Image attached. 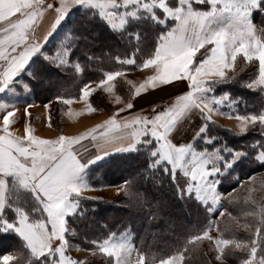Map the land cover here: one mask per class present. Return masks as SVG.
Returning a JSON list of instances; mask_svg holds the SVG:
<instances>
[{
	"label": "rangeland",
	"instance_id": "374dc122",
	"mask_svg": "<svg viewBox=\"0 0 264 264\" xmlns=\"http://www.w3.org/2000/svg\"><path fill=\"white\" fill-rule=\"evenodd\" d=\"M260 1L176 0L175 3L170 4L169 0H0V48L5 47L0 51V98H9L7 93L11 91L12 95L17 96L21 92V99H29L25 101L27 104L25 109H8L6 111L5 108L0 110V126L3 125V129H7L8 135L12 138L13 136L37 138L32 142L38 140L45 145V148L41 149H36L34 144L30 145V150L39 153L40 156L34 160H30L31 157L26 158L22 160V163L16 161L17 157L11 156V154L8 156L9 152L0 147V172L6 176L5 203L7 198L13 194L11 189L17 186L27 187L37 197L44 200L40 209L41 213L45 212L47 216L45 219L41 218L32 222L21 214L13 223L15 230L17 228L22 232L21 227L25 223L33 231L43 232L45 243L53 240V238L51 239L52 235H56L54 238L56 243H47V248L50 247L51 250L43 252L56 251L55 254H58L59 259L55 264H147L142 253L133 247L128 232L112 234L99 242L97 248L90 250L78 247L70 239H67V235L72 234V227L65 220L56 221L54 217L61 214V209L64 206L69 207L68 203L72 206V210L68 211V214L74 212L77 208L76 198L80 194L117 199L122 196L123 189L121 183L106 187L91 186L86 179V170L88 169L86 168L71 181L79 191L68 193L71 186H67L64 189V192H67L66 199L59 196L61 193L53 196L52 192L74 174L70 173L75 168L78 169L82 163L91 160V157L79 156L76 152L77 144L84 143L88 134L73 135L69 140L65 135L84 130L108 115L113 119L112 117L127 113L126 107L131 104L137 93H149L150 96L156 97L153 85L149 82L155 69L143 68L145 63H149V58H147L134 70L106 73L101 81L87 83L82 88L80 98L85 87L90 84H98L97 86L91 85L88 94V101L93 106L94 114L90 121L75 118H85L86 109L81 106L74 111L71 110V106L67 103L71 99L66 101L56 97L50 102L34 101L29 81L32 79L31 70L33 66L36 67L35 63L45 60L55 67H61V64L68 63L69 52L66 50V44L69 37L64 22L75 7L95 9L115 30L122 29L130 20L137 19L142 14L154 15L158 19L154 14L156 11L162 16V20H159L163 23L166 18H174L176 22L181 23L179 35L184 28L187 13L193 8L201 15L197 25V42L202 43L209 38L217 41L219 45L221 42L220 48L223 54L219 50L215 52L216 56L212 49L210 50L209 44L202 46L197 55L202 60V64L194 71L190 68L182 71L183 78H177L176 81L180 91L172 97L163 99L167 104L164 110L152 111V107H150V113L141 111L134 115H128L126 119V127L132 131L134 141L132 145L134 147L126 149V151L132 150L140 144L149 146V152L155 156L157 162L165 161L171 167L173 175L179 174L185 178L180 186V188L183 187L184 195H192L203 204L209 205L212 210H221L223 194L217 188L218 176L232 165L240 152L224 147L223 144L218 145L216 138L205 136L203 132L206 126L205 121L215 120L223 126L243 133L248 131L255 121H259L264 127V114L260 118L252 115L231 114L234 107L233 100L229 99L227 93L218 96L208 94L210 88L207 83L212 79L214 81L222 79L234 68V62L239 57L241 63L244 64L243 69L253 64L256 65L257 75L252 86L264 90V39L251 18L252 12L258 9ZM194 3L197 8L193 6ZM48 7L54 8L61 14V17L50 29L45 27V35L43 33L37 35L35 28L37 29L36 22L39 14ZM11 13H13V20ZM173 33L170 31L164 35L160 34L154 55L151 56L153 57L151 63H163L160 70L162 75H158L160 76L159 80L163 81L162 84L174 79L170 71L167 70V64L182 61L181 54L176 55L177 52L174 51L173 56L169 53L168 48L169 50L172 48L170 43L168 48L166 46L165 40L167 37L173 36ZM11 36L13 37L12 41ZM4 71L7 72L6 76ZM4 77H7L6 81ZM100 101L102 104L98 103ZM75 112L79 114L75 115ZM197 112L202 113L203 125L200 127V131H202L190 143L186 140L192 138L198 125L197 117L193 115ZM91 113L88 112L89 115ZM187 120H189L188 124ZM7 121L13 123L8 122L9 125L6 126ZM190 122L192 123L190 124ZM179 127H183V129L176 140L175 131ZM47 130L50 131L49 134L44 132ZM95 143V146L98 147L103 144L101 139ZM199 148L200 150H198ZM111 154L109 153V155ZM109 155H105L100 160ZM257 157L263 161L264 152H259ZM48 166L46 173L41 176ZM62 175L65 176V179ZM259 175L264 176V170ZM10 177L14 179V183H8ZM175 179L179 182L177 178ZM32 185H39L48 191V196L44 198L40 193V195L36 193ZM56 199L59 201L52 202ZM167 204L170 205L172 202L168 199ZM176 211L180 213L183 210L176 206ZM223 212L221 210L219 213ZM183 220H189V217L185 216ZM20 222L21 225L18 227ZM0 225L3 228L13 227L12 223L1 218ZM229 225L233 226L230 223ZM232 229L229 230L225 223L224 230L221 231L216 229L213 224L203 233L213 245L212 263L264 264V250L257 252L260 248H257L256 245H251L252 251L248 257L236 263L230 261L233 258ZM39 232H35L34 235ZM47 232L52 235L46 240ZM22 238L25 240L24 237ZM28 242L30 247L26 242L27 246L32 251L35 250L36 244ZM13 257L11 252L5 253L0 258L1 264H7ZM180 262L181 256L177 254L153 264H180Z\"/></svg>",
	"mask_w": 264,
	"mask_h": 264
},
{
	"label": "trees",
	"instance_id": "16d2710c",
	"mask_svg": "<svg viewBox=\"0 0 264 264\" xmlns=\"http://www.w3.org/2000/svg\"><path fill=\"white\" fill-rule=\"evenodd\" d=\"M169 1L170 4L176 2ZM193 6L197 8L196 3ZM154 14L158 19L142 14L122 29L115 30L95 9L75 7L64 22L69 37L66 44L68 63L61 67L45 60L35 63L29 81L34 101L50 102L56 97L66 101L79 99L87 83L101 81L106 73L136 69L152 56L160 34L175 24L174 18H166L163 23L159 20L162 16L156 11ZM251 18L264 39V0L252 12ZM197 55L195 63L201 60ZM243 65L239 57L236 58L234 68L222 79L207 83L209 94L227 93L234 102L233 115L260 118L264 114V90L252 86L257 67L253 64L243 69ZM98 103L102 104L101 101ZM205 124V136L216 138L218 145L240 152L232 165L218 176L223 213L210 209L190 194L184 195L180 186L185 178L173 175L165 161L157 162L149 152V146L140 144L87 167L86 179L91 186L121 183L122 196L105 199L80 194L76 198L77 208L65 217V222L72 227V234L67 235V239L78 247L94 250L110 235L126 231L133 247L142 253L147 264L177 254L181 256L180 264H213V245L203 233L213 224L222 231L227 223L229 230L233 228V258L230 261L236 263L248 257L251 245H256L260 248L257 252H262L264 176L259 173L264 170V160L258 159L257 154L264 152L263 124L255 121L243 133L215 120L205 121ZM11 182L14 183L12 177L8 183ZM11 190L13 194L7 198L0 218L12 223L13 227L0 225V258L11 252L14 257L7 264H55L59 259L56 251L34 253L13 224L21 214L32 222L45 219L46 213H41L40 209L44 200L27 187L17 186ZM168 199L172 204H167ZM176 206L183 211L178 213ZM185 216L189 220L184 221Z\"/></svg>",
	"mask_w": 264,
	"mask_h": 264
},
{
	"label": "crops",
	"instance_id": "0c3cea01",
	"mask_svg": "<svg viewBox=\"0 0 264 264\" xmlns=\"http://www.w3.org/2000/svg\"><path fill=\"white\" fill-rule=\"evenodd\" d=\"M46 10H44L42 13H40L39 18L36 22L37 25V29L35 28V34L39 35V33H43L45 35V27H47V29H50L61 17V14L59 12H57L54 8H45ZM11 19L13 20V13H11ZM201 19V15L200 13H198V11L196 9H193L187 13L186 18H185V23H184V28L182 30L181 35H179V31H180V22H176L175 20V24L169 29L167 30L165 33L168 32H174L173 36L171 35L170 37H167V39L165 40L166 42V46L168 48V44L170 43V46L172 47L171 50L168 51L169 53H171L174 56V51H176V55L181 54V62L180 63H172V64H167V70L170 71L171 76L174 77V79L166 84H162L163 81L159 80L160 76L158 75H162L160 73L161 70V66L163 63H151V58H149L147 61L149 63H145L143 65V68L145 69H155V73L153 75H151V80H149L150 84L153 85V91L156 95V97H152L150 96L149 93H137L135 95L134 100L131 102V104H129L126 108L127 113L121 115V116H116V117H112L113 119L110 118V116L108 115L107 117H103L101 118L99 121H97L96 123L89 125V127L85 128L84 130H80L77 132H72L73 134H67L65 136L68 137V140L71 136L73 135H77V134H81V133H85L88 134V136H86V140L84 143L79 142L77 144V148H76V152L79 156H88V158H90L91 160L82 163L78 169L75 168L70 174L74 173L72 176H70V178L65 181L64 183L60 184L57 188V190L52 192V195H56L57 193H61L59 196L63 197L64 199H66V195L67 192L71 193V192H75V191H79L78 188H76L75 186H73V184L71 183V181L74 178H77L80 173L82 171H84L88 166L101 161L100 159L103 158L105 155H109V153H120V152H125L126 149H130L134 146L133 143V136H132V131L126 127V119L128 115H134L138 112L144 111V112H151V108L152 107V111L153 110H164L166 108V103L164 102L163 99H167L169 97H172L173 95H175L177 92L180 91L177 78H183V74L182 71H186L185 69H189L194 71L201 63L202 60H200L198 63H195V56L200 52L199 50L202 48L203 45H210V50L212 49V51L215 53L216 51H219L220 53L223 54L220 45L217 41H214L213 39H208L203 41L202 43H198L197 42V38H198V31H197V25L199 20ZM253 22V21H252ZM254 23V22H253ZM35 25V26H36ZM41 27V29L38 30V28ZM46 29V30H47ZM165 33H163L162 35H164ZM161 35V37H162ZM179 35V36H178ZM12 37V36H11ZM38 37V36H37ZM160 37V38H161ZM13 40V37L11 38V41ZM160 41V40H159ZM12 43V42H11ZM10 43V44H11ZM159 43V42H158ZM9 44V45H10ZM158 45V44H157ZM8 46V45H7ZM157 47V46H156ZM155 47V49H156ZM5 47L0 48V51L4 50ZM155 52V50H154ZM153 52V55H154ZM152 55V56H153ZM216 56V53H215ZM204 59V58H203ZM182 63V64H181ZM182 65V67H181ZM169 73V75H170ZM7 72L4 71V75L6 76ZM5 81L7 77H4ZM91 85H95L97 86L98 84H90L87 87L84 88L83 90V95L81 98L79 99H71L69 101H67V103H69V106L71 110L74 111V109L76 108H80L81 106H84L86 109L85 118L82 117H75L77 119H82V120H86V121H90L91 118H93L94 114H93V106L90 104V102L88 101V94L89 91L91 90L90 86ZM9 96V98H5L2 99L0 98V110L3 109H7L6 111H8V109L14 110V109H18V108H24L26 107V100L29 99H21L22 93L19 92L18 95H12L11 91H9V93H7ZM209 94V92H208ZM6 96V95H5ZM6 96V97H7ZM31 102V100H30ZM33 103V102H32ZM88 112H92L90 115L88 114ZM79 113L75 112V115H78ZM202 114V113H201ZM201 114L200 112H197L196 114H193L197 117L198 120V125L194 130V134L192 136V138H188L186 141L192 143V141L194 140L195 136L198 135L201 131H200V127L201 125H203L202 120H201ZM89 115V116H88ZM199 116V117H198ZM13 123L12 121H7L6 126L9 125V123ZM187 124L189 123V120L186 121ZM91 123V122H90ZM192 122H190L191 124ZM4 126L1 125L0 126V147L7 150L9 152V155L11 154V156L17 157L16 161L19 163H22V160L26 159V158H30V160H34L37 156L39 157V153H35L33 152V150H30V145L34 144L36 145V149L39 148H45L44 143L43 142H39L38 140H34L32 142L33 139H37V138H31V137H10L8 134L7 129H3ZM73 128V127H72ZM183 127H179L177 128V130L175 131L176 136V140H178V136L180 135V133L182 132ZM76 130V129H75ZM74 130V131H75ZM45 133L49 134L50 131H44ZM98 139H101L102 141V145L101 146H95L96 143L95 141H97ZM112 139V140H110ZM38 141V142H37ZM120 151V152H119ZM130 151V150H127ZM51 156V154H50ZM49 166L45 168V170L43 171V173L41 174V176L43 174L46 173V171L48 170ZM68 172V171H67ZM40 176V177H41ZM63 179H65V176L62 175ZM6 176L0 172V215L2 212V208L4 206L5 203V199H6V192H5V188H6ZM7 182V181H6ZM35 192L36 193H40L42 197L46 198V196H48V191H46L45 189H42L41 187H39V185H32ZM67 186H71L69 189V191L64 192V189ZM89 188V187H88ZM39 194V195H40ZM72 194V193H71ZM55 199V198H54ZM57 202L59 201V199L56 200H52V202ZM64 206L61 210V214L54 216L56 221H63L65 220L66 215L68 214V211L72 210V206ZM21 222L18 224V227H20ZM22 232L16 228L18 234H20L22 237L25 238V241L27 242V244L30 247V244L28 241L36 244V248L33 251H36L37 253H42L45 252L47 250H51L50 247L47 248V243L49 244H53L56 243V240L54 238H56V235H52L51 233L47 232V234H45V238L46 240L49 239L51 237V239L53 238V240L47 241L46 243L43 240V236L44 233L43 232H39V231H33L27 224L23 223L22 227ZM35 232H39V234H36ZM58 233V232H57ZM50 234V235H49ZM57 238H58V234H57ZM52 241V242H51Z\"/></svg>",
	"mask_w": 264,
	"mask_h": 264
},
{
	"label": "snow or ice",
	"instance_id": "6c2138e0",
	"mask_svg": "<svg viewBox=\"0 0 264 264\" xmlns=\"http://www.w3.org/2000/svg\"><path fill=\"white\" fill-rule=\"evenodd\" d=\"M243 130V129H242Z\"/></svg>",
	"mask_w": 264,
	"mask_h": 264
}]
</instances>
